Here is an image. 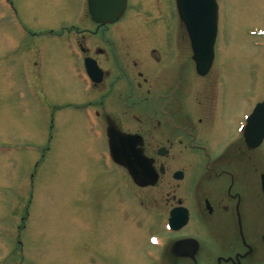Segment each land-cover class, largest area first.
Returning <instances> with one entry per match:
<instances>
[{"label":"rangeland","instance_id":"1","mask_svg":"<svg viewBox=\"0 0 264 264\" xmlns=\"http://www.w3.org/2000/svg\"><path fill=\"white\" fill-rule=\"evenodd\" d=\"M216 1L210 75L218 65L225 68L227 98H244L248 114L264 99V0ZM85 6L84 0H0V264H241L233 253L264 251V196L255 189L254 170H247L245 200L230 199V212L233 205L236 212L221 218L236 216L239 228L231 231L222 222L214 237L194 213L180 234L165 233L177 199L191 211L203 209L204 193L192 192L193 153L167 162L170 171L183 172L180 181L169 172L154 186L138 188L122 168L111 175L105 132L90 127L93 109L83 104L94 106L95 96L86 94L81 66L66 53L63 27L75 26L85 44L95 43ZM149 17L136 21L135 29L146 22L157 32L161 24ZM159 18L170 15L163 11ZM140 33L145 44L159 43L151 30ZM183 38L188 50L184 32ZM189 68L190 62L184 74ZM228 105L231 115L238 103ZM122 119L135 123L131 130L141 122ZM247 158L258 159L264 175V140ZM185 244L197 255L180 252ZM250 264H259L257 256Z\"/></svg>","mask_w":264,"mask_h":264},{"label":"flooded vegetation","instance_id":"2","mask_svg":"<svg viewBox=\"0 0 264 264\" xmlns=\"http://www.w3.org/2000/svg\"><path fill=\"white\" fill-rule=\"evenodd\" d=\"M84 1L86 5L87 0ZM163 11L170 15V19L159 18ZM141 15L144 18L149 15L151 17L147 19L161 24V27L156 29L157 32L146 27V22L143 28L135 29L134 23L144 19ZM119 22L128 23V26L112 27ZM91 24L95 30L92 36L95 37L93 44H85V35H80L75 26L64 29L67 31L66 39L69 42L66 53L71 54L74 63L78 60L81 64L83 70L79 71L80 77L83 76L86 80L83 67L85 59L94 60L97 67L94 74L96 82L87 79L89 93L95 96V108L91 113L94 123L90 126H99L100 131L105 132L106 142L109 122L120 132L140 135L142 153L152 159L155 170L161 167V176L172 172V177L174 172L179 170L177 168L170 171L167 165L169 159H177L178 154L184 155L186 151L193 153L194 159H191L193 162L190 163V172L194 175L192 192L195 190L205 194H201L204 210L196 207L192 211L187 209L188 223L192 218L191 213H194L200 226L206 227L207 234L211 237L216 236V230L218 233L221 231L219 228L222 222L232 227L231 231L239 228V219L236 220V216L235 219L230 217L227 221L221 220L223 214L232 210L228 201H240L242 198L245 200L241 195L247 194L244 190L247 186L248 168L255 171L257 194L264 196V175L258 169V159L247 158V151L257 148L250 149L246 144L244 127L247 113L244 98H240V95L227 98L230 93L227 90L230 88L229 83L225 81L224 67L222 71L218 65L216 75H210L216 63L214 49L207 73L198 75L189 42L188 50L183 49V32L186 38L187 35L178 19L175 0H124V7L114 23ZM145 30H151L153 36L157 35L159 43L145 44L140 39L144 34L140 32ZM137 41L141 43L135 44ZM189 62L192 68L184 74V67L189 65ZM236 101L238 106L230 115L228 104L235 107ZM86 103L91 105L90 101ZM125 115L130 117L129 120L141 121L137 123L135 130L129 127L133 123H124L127 119L124 121L122 117ZM180 148L182 149L179 150ZM159 149H163V155H158ZM111 165V175H116L117 170L122 168L113 163ZM171 199L173 200L174 196ZM205 201L210 208L209 212ZM179 203L181 204V201L177 199L176 205ZM235 212L233 205L230 216ZM183 230L184 228L178 234ZM261 238L264 241V236ZM185 245L181 247L183 254L194 251L197 255L192 245L189 244L190 250H185ZM223 254L228 255L225 252ZM253 256H257L259 264L263 263L264 251L244 250L241 253H233V258L241 264H250Z\"/></svg>","mask_w":264,"mask_h":264},{"label":"water","instance_id":"3","mask_svg":"<svg viewBox=\"0 0 264 264\" xmlns=\"http://www.w3.org/2000/svg\"><path fill=\"white\" fill-rule=\"evenodd\" d=\"M123 7L124 0H87L89 15L92 21L98 24L115 22ZM176 8L190 40L196 71L204 75L212 59V46L216 36L217 5L215 0H176ZM85 67L88 76L95 82L94 62L86 60ZM106 134L111 160L126 169L136 186H153L157 181L158 173L152 167V160L142 153L141 137L121 133L111 122L108 124ZM244 136L250 149L258 147L262 142L264 138V100L257 103L247 117ZM158 154H163L162 150L158 151ZM173 177L180 179L182 174L177 172ZM262 190L264 193L263 176ZM205 207L209 212L207 201H205ZM187 220L186 209L176 207L169 212L167 227L172 231H178L187 223ZM183 248L190 250L189 245Z\"/></svg>","mask_w":264,"mask_h":264}]
</instances>
